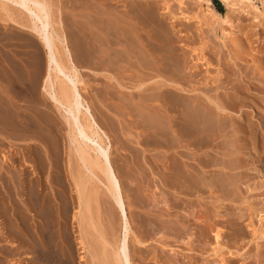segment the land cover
<instances>
[{"label":"rangeland","instance_id":"rangeland-1","mask_svg":"<svg viewBox=\"0 0 264 264\" xmlns=\"http://www.w3.org/2000/svg\"><path fill=\"white\" fill-rule=\"evenodd\" d=\"M57 1H59L60 5H63L62 16L65 18H62L65 24H63V27H65V33L68 36L72 49H74L73 44L77 41V38L73 32L77 31L79 26L83 27L84 25L82 24L87 25V19L84 17L86 13L84 6H88V4H92L93 6L95 4L99 5V2L97 0ZM117 1H119L115 3L119 7L117 14L125 19L128 18L126 19L128 21L133 20L132 22L134 23L137 21V26L140 25L138 27L140 28L141 36L136 35L137 39L135 43L139 44L138 48L142 49L141 52L140 50L138 51L137 47L135 49L139 53L134 49V52L132 50L128 51L126 49L128 47L126 41L128 40L125 37L120 38L122 43L116 46V50L119 52L117 51L118 53L116 52L117 54L115 53L116 55L114 54L115 56H113L115 58L113 67L108 69L106 64L108 60H105L106 63L103 62L102 65H106L96 68L95 73L90 67L82 63L80 64L79 50L74 49L73 54L80 65L81 82L79 85L81 88L83 87L82 93L84 90L89 103L91 105L94 103L93 110L95 116L99 123L107 130L110 137L112 148L109 151V157H111L112 167L122 186L124 202L130 221L131 237L140 235L144 230L141 227V223L138 222L139 220L136 215L144 216L147 213L137 205L138 202L148 203L154 206L155 209L157 208L152 213L159 217V212H161L165 199L168 198L169 201H172L176 195L181 196L182 202L190 200L194 205V209L190 210H194V219L192 218L194 221V225L192 224L193 231L196 230L198 232V226L204 218H208L209 220L215 219L217 228L214 227L215 229L213 228L210 232L209 246L204 245L206 254L199 252L204 243H199L197 240L193 242L196 247V251L193 252L187 250L188 246L185 243L180 241L174 242L175 229H172L174 234L170 233L169 235L171 236L168 235L169 238L163 237L164 233L160 232L161 234L156 235L154 240L149 242L147 246H141L144 250L143 252L141 250V252H138L139 250L135 249V242L131 238L129 252L133 264H166L163 260L172 252L177 253L180 260H185L186 264H198L204 256L210 257L215 264H245L243 259L250 258L252 254L257 253L259 247L264 253V238H262V235L264 237V231H262V229L264 230V0H228L230 6L225 1L219 0L222 6L221 12L216 10L213 0ZM132 2L136 4L140 3L139 5H146L147 3L150 6L153 5L154 9L152 8L153 6L151 7L152 10L151 8L149 9L152 12H156L157 19H159L161 25L163 24L161 31L164 33L167 28V36L171 35L172 39L178 40L175 42L174 47L178 53L176 54V57L178 56L177 60H181V63L178 62L180 64H177L176 61V66L178 67L164 66L167 71L159 78L162 84L164 80H170L167 77L173 74V68L178 71L173 75V79L178 77L176 82L182 84V90H177L182 94L179 96L181 103L178 108L172 109L170 113L165 111L163 106L157 108V111L153 107L157 101L155 100L152 103L151 97L160 92L157 91L159 90L157 87L160 85H157L151 79L157 73L154 75L155 72L152 70L141 68L137 57L140 54L143 56L147 53L146 50L149 48L147 36L149 38L153 28L148 26L141 18L134 16L135 11L132 10ZM17 5L13 1L0 0V105H4L5 107L13 99L11 101L17 102L23 108L22 112L25 110L24 107L27 108L28 105H32L33 111L31 114L33 115L31 116L39 126H37L36 139L34 138L33 141H28L25 139V136H21L15 140L12 138L13 130L7 127L5 122L6 117H4V114H0V264H37L32 249V241L31 243L28 242L30 238L27 237L28 234L25 228H21L23 227L22 224H20L21 227L19 226L20 221H18L17 225V218H15L19 210L31 204L29 197L24 192L27 190H24L20 186V183H26L28 176L33 179L35 184L41 183L46 187L43 193H48L52 205L51 219L57 225L53 232V244L58 252H63L73 264H89V262L108 264V258L104 257V237L107 236L119 241L120 237H123L124 234V230L122 231L121 228L122 219L119 206L115 198L108 192L107 180L104 175L98 169L95 170V173H90V171H87V168H84V165V167L81 165L75 151L76 145L70 142L68 128L64 125L65 119L62 117L63 115L51 111V108H44L43 113L37 111L38 103L40 104L45 100L49 101L47 93L43 90V80L47 72L48 54L45 45H43L44 39L39 35L37 36V34L33 35L28 30L23 29L21 23L25 22V18L28 19L29 15L20 10L21 7L24 8L22 4ZM125 13L128 14V17ZM124 25L129 26L128 24ZM163 28H165V31ZM140 41L141 43H139ZM140 45L141 47H139ZM144 49L146 53H144ZM174 60L176 59L174 58ZM128 62H133L132 64L135 63V65L133 66ZM142 75L144 76L142 77ZM150 75L153 77L151 78ZM146 77L147 79L149 77V79L147 80ZM15 78L17 79L14 80ZM139 78H141L140 80H150L144 86L145 88H141L143 90L134 87L138 85ZM18 79V84L22 80L19 85L24 83V86H21L23 90L18 86L23 92L19 91L18 88H16V91L13 89V81L16 83ZM162 87L165 90L167 88ZM169 88L175 89L171 86ZM18 91L20 94L16 93ZM163 92L161 91L160 93ZM190 100L191 103L189 102ZM217 101L229 105L225 111H221L224 118H222L223 120L219 119L220 121L215 114L211 116L214 110L220 111L217 109ZM231 101L235 102L232 103ZM185 102H189L187 104H189L190 108L194 106L192 110L193 113L195 111L194 115L190 112L191 110L187 104L185 105ZM158 104H163V102L160 101ZM181 104L185 107L187 106L189 110L183 106L181 107ZM169 106L171 107V105ZM139 110L140 112L143 110L141 114L147 112L145 115L142 114L144 119ZM148 110L152 111V113L150 112L151 114L153 112L154 114H158L161 118H158V115H154V117L159 119L158 122L162 121L165 123L164 125L169 121V115L174 114L172 116H175L176 126L174 128H176L174 131L170 130V134L175 136L173 139H169V136L172 137L171 135L158 136L157 134L162 133L160 131L157 133L158 131H155V129H151L153 131L146 130L145 125L147 123L145 121L147 122V120L145 116L147 118L151 116ZM201 110L205 111L206 114L210 112L211 117L209 114L206 116L205 112ZM188 111L192 115L188 114ZM215 111L214 113H217ZM1 115L3 118H1ZM44 115L47 117L51 116L57 128L47 127L42 121ZM196 115H203V117H199L200 119H198ZM208 117L212 118L211 120H214L215 117L217 125L215 124V120L211 123ZM1 119L4 120L5 124ZM162 119H166L165 122ZM196 119L199 120H197L199 123L195 121ZM187 121H192L193 124H196L195 126L199 124H201L199 125L200 127L204 126L200 130L197 127L201 137H199V141L198 139L195 140L198 143L197 145L190 144V138L181 137V135L183 136L182 133L185 134ZM162 122L160 123L161 125L163 124ZM2 123L4 126H2ZM181 128L183 130H180ZM164 137L168 140H164ZM46 138L52 139L53 143H55L51 146V149L53 153L57 149L55 153L59 158H57L55 162L56 166L52 168V172L50 171L52 162L48 154L50 146L44 143ZM178 138L182 141H178ZM149 139L150 142H148ZM172 140H176L174 141L175 144L174 142H170ZM167 142L169 143L167 144ZM169 145H172V147ZM199 145H203V147ZM173 158H176L179 162L181 161L179 163L176 160L179 167L184 166V168H189L191 172L196 167L199 170L198 172L195 169L196 175L199 174V177H205V184L202 181H199L200 184L198 183V185L194 184L196 185L194 188L196 189L197 187L198 191L194 190L193 194L184 193L183 195L181 193V195L173 189L171 190L169 187H166L165 176L171 174V171L166 166L170 162L173 163ZM236 158H241L242 160H236ZM204 163L206 164L204 165ZM202 166L205 168H202ZM206 166L209 167L207 168ZM77 168H81L82 173H85L86 180L88 179V183H86L87 187L86 185L83 187L84 193H82L83 199L81 200L84 203L83 208L82 204H79V193L75 191L77 188L75 179L73 178L74 175L78 174ZM57 171L61 173L64 185L60 184V180L55 176ZM223 171L227 175L226 178L232 184L227 180V182L218 184V186L208 184L209 181ZM231 178L234 181L237 180L238 186L235 184L237 188L234 186V181ZM198 187L200 188L198 189ZM145 189H149V192H146ZM152 194L159 200L158 203L162 204H158L160 207L154 205ZM85 204L89 205L90 208L94 207L95 210L94 208L90 209L89 206L85 208ZM163 207H166V205ZM237 208L238 210H236ZM38 209L35 208V210L28 212V214L30 218L34 216V220H37L34 223L38 222L40 225H43L42 223L45 221ZM89 210L95 212L93 213ZM175 210L177 209L171 210L172 216H163L164 219L175 220L173 217H176V214L181 215L182 213L183 215L184 212L186 213L182 209L177 210V212ZM82 211L84 212L83 214H81ZM242 213L244 216L242 220H239V228L243 233L244 239L235 236L234 226L231 222L233 220L232 217L235 218L238 214ZM160 220L159 224L163 222ZM251 221L253 222L251 223ZM9 224L13 228L9 227L11 226ZM162 224L160 225L162 226ZM166 225L164 224V226ZM13 229L16 232L18 230L20 234L19 232L17 234L15 231L13 233ZM218 229L222 231L221 245L215 239V233ZM137 231L141 232L138 233ZM136 232L138 233L137 235ZM102 234L105 236H102ZM114 235L117 237L115 238ZM159 237L161 238V242L160 240L157 241ZM231 239L233 242L230 241ZM84 240L88 243L83 244ZM164 240L170 245L165 244ZM172 248L174 249L172 250ZM189 253H192L193 257H189ZM154 258H158L159 260L155 261ZM256 262L259 263L258 261Z\"/></svg>","mask_w":264,"mask_h":264},{"label":"bare ground","instance_id":"bare-ground-1","mask_svg":"<svg viewBox=\"0 0 264 264\" xmlns=\"http://www.w3.org/2000/svg\"><path fill=\"white\" fill-rule=\"evenodd\" d=\"M8 1H13L15 3V5H17V4H22L23 5L24 8L21 7L20 10H22L23 13L24 12L28 13V15H29L28 19L25 18L26 19V20H24L25 22L21 23L23 29L28 30L33 35L37 34V36L39 35L40 37H42V39H44V44L43 45H45L46 52L48 54L47 55L48 56L47 69H46L47 72H46V74L44 76V80H43V90L47 93V98L49 97V101L45 100V101H43L40 104L38 103L37 104L38 107L36 108L37 111H39L40 113L41 112L43 113L44 112V108H51V111H55L58 114L61 113L63 115L62 117H64L63 119H65V124H64V121H63V124L65 126H67V128H68L69 137H70L69 139H70V142H72L71 144L74 143L76 145V150L75 151L77 153V156L80 159L79 161L81 162V165L82 166L84 165L85 167L84 166L83 167L87 168L88 169L87 171H90V173L91 172L95 173V170L98 169L104 175V177L107 180L108 192H109V194H111L115 198V200H116V202H117V204L119 206V209H120V212H121V219H122L121 228H122V231L124 230V232H123L124 234H123V237H120L119 241H117L114 238L111 239V238H109L107 236L104 237L105 238V239H103V241H104L103 242L104 243L103 244L104 245V254H105L104 257L108 258V260H107L108 264H133V260H132L131 254L129 252L130 251L129 250L130 249V241H131V238H132L131 237V228H130V224H129L130 221H129V218H128V213H127L126 205H125V202H124V195H123V192H122V186L120 185V183L118 181V178L116 176V173H115V171H114V169L112 167V163H111V160H110L111 157H109V154H110L109 151L112 148V144L110 142V137L108 135L107 130L103 127V125H101L99 123L98 119L95 116V113H94V110H93L94 103H93V105H91L89 103V100L87 99V95L85 96V94H84L85 93L84 90H83V93H82V88L83 87L81 88L80 85H79V83L81 82V77H80V73H79V66L80 65L76 61V59H75L76 57H74L73 51H74V49L77 50V51L79 50V52H80V56L79 57L81 58L80 64L82 63L83 65L90 67L93 72L96 71V68H100L102 66H105L106 64L108 66V67L107 66L106 67L108 69H111L113 67L114 63H115L114 62L115 58L113 56H115L119 52L118 50H116V46H118L119 43H122L121 39L123 37H125L128 40V41H126L127 42L126 45L128 46V47L126 46L127 47L126 49L128 51L132 50L133 52H134V50L137 51V49H135V48L136 47L138 48L139 44H136L135 40L137 39L136 38L137 36H141L140 28L138 27L140 25L137 26V24H136L137 21L135 23L132 22L133 20L132 21H128V20H126L128 18L125 19L124 17H122L119 14H117L118 11H119L118 10L119 7L115 3L119 2V1H117V0H97L99 2L98 3L99 5L95 4V6H93L92 4H90V5L88 4V6L87 5L84 6L85 9H86L85 10L86 13H85L84 17H86V19H87V25L85 26V24H82V25H84L83 27L79 26L77 31L74 30L75 32H73V33L76 34L75 37L77 38V41L74 42V44H73L74 49H72L70 41L68 39V36L65 33L66 30H64L65 27H63V24H64V22H63L64 20L62 21V18H64L62 16L63 5H60L59 1H57V0H8ZM223 1H225V3H228V0H223ZM132 3H133L132 4L133 9L132 10L135 11L134 16L141 18L148 26H151L153 28L152 34L149 35V38L147 36V39H149L148 42H147L148 46H149L148 50H146L147 53L145 52V49H146L145 48L144 49V53H146V54H144L142 52V54H144L143 56L141 54L138 55L137 57H138L139 61L138 60L137 61H138V63L140 62V67L143 68L144 70L145 69L152 70L153 72H155L154 75L157 73L154 77L152 76L153 78L150 75V77L152 78L151 80L153 82H155L157 85H160V86L157 87L159 89L157 91H160V92L164 91L163 93L158 92L156 95L151 97L152 103L155 100L157 101L156 104H154L155 106H153V107L156 108L155 111H157V108H159L160 106H163L165 108V111L170 113L172 109L175 110L174 108H178L180 106V103H181L180 102L181 98H179V96L182 95V94L179 91L182 90L183 87L181 86L182 84H180L179 82L178 83L176 82V79H178V77L176 79H173V75H175V73L178 72V71L175 70V68L172 69L173 70V72H172L173 74L172 75H168V77H167L171 81L170 80L169 81H165L164 80V82H162V84H161V82H160L161 79L159 80V78L161 76H163V73L165 71H167L165 69L166 67L164 68V66L170 65L171 67H178V66H176V61H177V64L181 63L180 62L181 60L180 61L177 60L178 56L176 57V54H178V53H177V50L174 47L175 42H177L178 40L175 41L176 39H174V38H173L174 39L173 40L171 35L167 36V32L168 31H167V28L165 26L164 27L166 29L163 28V30L165 29L167 31L166 32L164 30L166 32V34H165V32L163 33V31H161L163 24L161 25V22L159 21V19H157L156 12L155 11L154 12L151 11L152 8L154 9L153 5H152L153 6L152 7V6L149 5V3H147L146 5H143V4L139 5L140 3L136 4L134 2H132ZM233 4H231V5H233ZM5 5L8 6L7 4H5ZM132 6H131V8H132ZM228 6H230L229 3H228ZM3 7H5V6L3 5ZM17 7H18V5H17ZM149 8H151V10ZM129 9H130V7H129ZM127 13H128V11H127ZM127 13H125V14H127ZM131 16H132V14H131ZM127 17H128V14H127ZM129 18H130V16H129ZM134 20H135V18H134ZM124 24H128L129 26L127 27ZM144 26H146V25H144ZM145 28H147V27H145ZM147 34H149V33H147ZM33 42L35 43L34 40H33ZM139 43H141V41ZM139 47H141V45ZM139 50H140V48H138V51ZM141 50H140V52H141ZM136 51H135V53H136ZM138 51H137V53H139ZM147 57H148V59H147ZM174 58L176 60H174ZM117 59H118V57H117ZM105 60L106 61L108 60L107 63L105 62ZM39 61H41V60H39ZM103 62L106 63V64L102 65ZM178 62H180V63H178ZM128 63L132 64L133 62L132 63L128 62ZM132 65L134 66L135 63L132 64ZM136 66H137V62H136ZM179 70H181V69H179ZM140 72H141V70H140ZM20 73H22V72H20ZM168 73H171V72H168ZM150 74H151V71H150ZM143 76L144 75H142V77ZM10 77H12V76H10ZM16 79L17 78H15L14 80H16ZM134 79H136V78H134ZM140 79L141 78H139V80ZM146 79H147V77H146ZM148 79H149V77H148ZM142 80H140L141 82L139 81L138 85H136L134 87H137V88H140V89L141 88H145L144 86L146 85V83H148L150 81V80L147 81V80H144V79H142ZM11 81H13V80H11ZM18 81H19V79L16 81V83H15V81H13V83H14V88L13 89L15 91L17 90L16 88H18V86L21 87L24 84L23 83L22 85H19V84H21L22 80L19 82V84L17 83ZM162 86L167 87L166 90ZM170 86L175 88V89L169 88ZM11 87H13V86H11ZM22 87H21V89L23 90ZM134 89H136V88H134ZM18 90L21 91L19 88H18ZM141 90H143V89H141ZM177 90H179V91H177ZM190 91H193V90H190ZM18 92H16V93L20 94V92L19 93ZM21 92H23V91H21ZM151 93H149V95ZM149 95H148V97H149ZM151 96H152V94H151ZM148 97H147V99H149ZM11 100H13V99H11ZM11 100L8 102L10 105L7 102L6 103L8 105L7 106L5 105V107H4V105H0V114H4V117H6V120H5V118H4V120H5L6 124H7V127H9L10 129L13 130L12 138H14L16 140V139L20 138L21 136H25L26 137L25 139H27L28 141H30V142L33 141L34 138L36 137L37 126H39L38 123L35 122L33 120L32 116H31V115H33V114H31L32 111H33V108H32L33 106L31 105L32 106L31 107V106L28 105L29 107L28 106H27V108L24 107L25 110H24V112H22L23 108L17 102L15 103V101H11ZM100 100H103V99H100ZM158 101L159 102L160 101L163 102V104H158L159 103ZM35 102H37V101H35ZM189 102L191 103V100ZM189 102H185V105L187 103H189ZM231 102L234 103L235 101L234 102L231 101ZM149 105H151V104H149ZM169 105H171L172 108ZM188 105L189 104H187V106ZM182 106H183V104H181V107ZM187 106L186 107L183 106V107L185 109L186 108L188 109L189 106L188 107ZM232 106L234 107L233 104H232ZM191 107L192 108L189 107L190 110H191L190 112H192L194 106H191ZM195 107H196V105H195ZM202 107H204V106H202ZM227 107H229V105H226V103L217 101V109L220 110V111L217 112V111L214 110L217 113H214V111H213V115H211V116H214V114H215L217 116L218 120L219 119L223 120L222 118H224V116L221 113V111H225L227 109ZM198 110L200 111V109H198ZM45 111L47 112L46 109H45ZM158 111H159V109H158ZM201 111H203V110H201ZM139 112H140V110H139ZM141 112H140V114H141ZM150 112L152 113V111H149L148 113L151 114ZM167 112H166V114H167ZM190 112L188 111V114ZM203 112H205V111H203ZM146 113L147 112H145V114ZM192 113H190V115H192ZM194 113H195V111H194ZM194 113H193V115H194ZM209 113L210 112H207V114H209ZM142 114L145 115L144 113H142ZM207 114L205 112L206 116H208ZM143 115H142V117L144 119ZM154 115H158V114H154V112H153V114H151L150 117L147 118L145 116V119L147 120V122L144 120L145 123H147L145 125L146 126V130L149 131L151 129H153V130L155 129V131H158L157 133H159V131H160V133H162L164 135H162V134H157V135L158 136L161 135V137H163L165 135L166 136H168V135L172 136V134H170V130L174 131V129L176 128V127L174 128V126H176L175 125L176 124L175 123V116H172L174 114L169 115L170 116L169 117V121L168 122L166 121L167 122L166 125H164L165 123H163L161 121V119H160V121L163 123L161 125L160 124L161 122H158V120H159L158 118H161V117L158 115L157 116L158 118L157 117L155 118ZM203 115H204V113H203ZM203 115L202 116H199V115L197 116L196 115V116H197L198 119H200L199 117L202 118ZM209 116H210V114H209ZM210 117H208V119ZM1 118H3L2 115H1ZM190 118H192V117H190ZM52 119L53 118H51V116L47 117V116L44 115L42 117V121L47 125V127L57 128V126L55 125L54 119L53 120ZM198 119H196L195 121L198 122L199 121ZM211 119L212 118H210V122L211 123L214 122V120L216 121L215 117H214V120H211ZM1 120L4 122L3 119H1ZM162 120L165 122L166 119H162ZM192 120H194V119L192 118ZM5 122H4V124H5ZM141 122H143V121H141ZM187 122H188L187 127L184 126V127H186L185 134L182 133L183 136L181 135V137H185V138L188 137V139L190 138V141H189L190 144L193 143V144L197 145L198 143H197V141L195 142V140L198 139V141H199L200 138H201L200 137V131H198V130H200L201 128L203 129L204 126L200 127L199 125H201V124L195 126L196 124L195 123L193 124L192 121H190V122L187 121ZM40 123H42V122H40ZM216 123H217V121L215 122V124ZM4 124L2 126H4ZM165 126H167V127H165ZM179 126H180V124H179ZM143 128L145 129V127H143ZM183 128H181L180 130H183ZM153 130H151V131H153ZM9 131L11 132V130H9ZM39 131H41V130H39ZM173 131H171V132L173 133ZM201 133H203V132H201ZM153 134H154V132H153ZM148 136H149V134H148ZM151 136H154V135H151ZM174 137L175 136H172V137L169 136V139L171 140ZM164 138H162V139H164ZM175 139H177V138H175ZM51 140L52 139H50V138H46L44 143L47 146H50V149H48V154H49L51 162H52L51 165H50V169H51L50 171L52 172V168L54 166H56L55 162H56L58 157H57V154L55 153L57 149L56 150L53 149V150H55L54 153H53V151L51 149V146H53V144H55V143H53V140L52 141ZM164 140H168V139L165 138ZM152 141H155V140H152ZM174 141H176V140H174ZM174 141L172 140L170 142L173 143ZM178 141H182V140H179V138H178ZM148 142H150V139H149ZM160 143H161V141H160ZM168 143L169 142H167V144ZM174 144H175V142H174ZM163 145H164V143H163ZM169 146L172 147V145H169ZM199 146L203 147V145H199ZM74 149H75V147H74ZM46 151H47V148H46ZM167 151H169V150H167ZM239 159H241V158H239ZM239 159L236 158V160H239ZM176 160H177L176 158L175 159L173 158V163L170 162V163L167 164V166L164 165L171 171V174H168V175L165 176L166 177L165 178V185H166V187H169L171 190L173 189L176 193H179V194H181V193L183 195H184V193L185 194H190V193L193 194L194 190L198 191L197 187H196V189L194 188L196 186L194 184L198 185V183L200 184L199 181L204 182V181H206V179H205L204 176L203 177H199L198 176L199 174L196 175V173H197L195 171V169L197 170L196 167L194 168V171H195V173H194L195 175H194L193 174L194 171L191 172L189 170V168L188 169L184 168V166L183 167H181V166L179 167L178 163H176ZM177 161L179 162V160H177ZM207 161L209 162V160H207ZM207 161H206V163L208 164ZM164 163H165V161H164ZM206 163H204V165ZM184 164H186V163H184ZM202 165H203V163H202ZM203 167L204 166H202V168ZM197 171L199 172V170H197ZM223 172H221L218 175H216L214 177V179H212L211 181L208 182V184H212L213 186H218V184L225 183L226 180L229 181V179L226 178V176H227L226 173L225 172L223 173ZM77 173L78 174L74 175L73 178L75 179V184H76V188H77V190H75V191H78V193H79L78 198H79V200L81 202V200L83 199L82 193H84L83 192V187H84V185H86V187H87L86 183H88V181H87L88 179L86 180V176L84 175L85 173L84 174L82 173L81 168L78 169ZM74 174H75V172H74ZM27 175H28V172H27ZM55 176L60 180V184L62 183V185H64V181L61 178V173L57 171ZM57 178H56V180H57ZM200 178H201V180H199ZM231 179H233V178H231ZM207 180H209V179H207ZM232 181H234V179ZM236 182H237V180H235L233 182L234 186H235V184H236V186H238ZM229 183L232 184V182H230V181H229ZM201 184H203V183H201ZM204 184H205V182H204ZM20 186H22V188H24V190L25 189L27 190V191H24V192L29 197V200H30L31 204L27 205L28 207H25V208L23 207L22 210H19V212L16 213V217L15 216L14 217L17 218V223L16 224L18 225V221H20L19 222V226L21 227L20 224H22L23 227H21V228L22 229L25 228V230H26V232L28 234V236L27 235H25V236L30 238V241H28V242L31 243V241H32V243H31L32 246H33L32 249H33V252L35 254V258L37 260V264H73V262H71V260H68L67 256L63 252L59 253L58 250L54 247V244H53V232H54V228H56L57 225L51 219V215H52V210H51L52 207L51 206L52 205H51L50 199L48 197V193H43V191H45L44 189L46 188L45 185L41 184V183L35 184L33 179L30 176H28V180H26V183H22V184L20 183ZM203 186H205V185H203ZM199 188L200 187H198V189ZM203 188L205 189V187H203ZM142 190H144V189H142ZM148 190L149 189H145L146 192ZM221 190H223V189H221ZM231 190H233V189H231ZM225 191H227V190H225ZM229 192H228V194H229ZM231 193H232V191H231ZM231 193L229 195H231ZM234 193H236V192H234ZM229 195H228V197H229ZM85 198H86V196H85ZM152 198H153V201H154L153 202L154 205H156V206H159L158 204L162 205L160 202L158 203L159 200L157 198H155V195L153 196V194H152ZM170 199H172V198H170ZM86 201H87V199H86ZM96 201H97V199H96ZM80 202H79V204H82L81 206L83 208L84 207V203L83 202L80 203ZM137 205L139 207H141V209H144V211L147 213L146 214L144 212V214H146V215H144L145 217L143 215L141 216L139 214L136 215V217L139 220L138 222L141 223V227L144 229V230L142 229L143 230L142 232L139 231V232H141L140 235H137L139 233L137 231L138 232V233L136 232L137 236L132 238L134 240V242H135V243L133 242L135 244V249L137 248L139 250L138 252H141V251L143 252L144 250L142 249L141 246H144V245L147 246V244L149 242H151L152 240H154L156 235H158L160 232L164 233L163 237L169 238V236H171L169 234L173 233L172 229H175L176 230L175 231L176 234L174 236V239H175L174 242L180 241L182 243H185L188 246L187 250L193 252V251H196V247L194 246L193 242H194V240H197V241H199V243H201V242H202V244L204 243L202 248L199 249V252H201L202 254H206V250L204 249L205 248L204 245H208L209 244L208 241H209L210 232H211V230H213L214 227L216 228V222H215V219L213 220V218H212V220H209L208 218H204V219L201 220L202 223L199 224V226H198L199 227L198 228L199 229L198 232L196 230L193 231V229H194L193 228V225H194L193 224L194 223V221H193L194 213L193 212H194V210H192V211H190V210L194 209V205L192 204V202L190 200H187V201L185 200V201L182 202L181 196H179V195H176V197L172 201H169L168 198L165 199L163 206L166 205V207L162 206L161 212H159L160 213L159 217L152 213L155 208H154V206H151V204L139 203L138 202ZM88 206L89 205L85 204V208H88ZM159 207H158V209H159ZM35 208H39L38 210H40V213H41L42 217L44 218L45 222L42 223L43 225H40V223H38V222L34 223V221L36 219L34 220V216L33 217L31 216L33 219L30 218V215L28 214V212H30L32 210H35ZM89 208H90V206H89ZM92 208H94V207H91L90 209H92ZM175 208L177 210L182 209V210L186 211V213L184 212L183 215L181 213L182 216L176 214V217H173V218H175V220H166V219H164V217H167L169 215L172 216L171 210L175 209ZM239 208H240V206H239ZM156 209H155V211H156ZM94 210H95V208H94ZM177 210H175V211L177 212ZM236 210H238V208ZM89 211H92V210H89ZM83 213L84 212L82 211L81 214H83ZM173 215H174V213H173ZM226 215H227V213H226ZM226 215H224V216H226ZM81 216H86V215H81ZM243 216H244L243 213L242 214H238L237 217H235V218L232 217L233 220L231 221L232 225L234 226L233 229L235 230V236L240 238V239L241 238L244 239L243 233L241 232V229L239 228V220H242ZM200 217L202 218V216H200ZM82 219H83V217H82ZM158 219L159 220L161 219L164 222V223L162 222L163 224L160 222V224H162V226L159 224V220ZM32 220H33V222H31ZM8 221H10V220H8ZM89 221H90V219H89ZM252 222L253 221H251V223ZM164 224H167V225L164 226ZM9 225H11V224H9ZM9 227H12V225L9 226ZM14 231L16 232L15 229H13V233H15ZM262 231H264V230L262 229ZM17 232H19V231L17 230ZM221 232L222 231H220V229H218L216 231V233H215V237H216L215 239H216V242L218 244L221 243V238H222V233ZM197 233H198V235H197ZM19 234H20V232H19ZM103 235L104 234H102V236ZM116 237L117 236H115V238ZM262 238H264L263 235H262ZM118 239H119V236H118ZM256 239H258V238H256ZM26 240H28V239H26ZM65 240H66V237H65ZM159 240L161 242V238L160 237L157 239V241H159ZM230 241L233 242L232 239ZM86 243H88V242H85V240H84L83 244H86ZM164 243L168 244V243H166L165 240H164ZM168 245H170V244H168ZM168 245H166V246H168ZM195 245H197V244H195ZM220 245H218V246H220ZM257 245H258V243H257ZM173 249L174 248H172V250ZM260 249L261 248L259 247L258 252L256 251L257 253H255L254 255L251 253L253 258H252V256L250 258L249 257L248 258H244L243 260H244L245 264H264V253ZM213 250H215V249H213ZM216 250H218V249H216ZM188 255H189V257H193L192 253H189ZM95 256H97V255H95ZM212 257H213V255H212ZM191 259H190V262H191ZM157 260H159V259L158 258L155 259V261H157ZM163 261H165L164 263H166V264H186L187 263V262L185 263V260L181 261L179 255L177 253H173V252L168 254L166 259H164ZM256 261H258L259 263H257ZM90 263H93V262H89V264ZM221 263H222V261H221ZM198 264H215V262L212 259H210V257L208 258V257L204 256L202 261L199 262Z\"/></svg>","mask_w":264,"mask_h":264},{"label":"trees","instance_id":"trees-1","mask_svg":"<svg viewBox=\"0 0 264 264\" xmlns=\"http://www.w3.org/2000/svg\"><path fill=\"white\" fill-rule=\"evenodd\" d=\"M213 3L215 5L216 10L221 12L222 11V6L220 4V1L219 0H213Z\"/></svg>","mask_w":264,"mask_h":264}]
</instances>
